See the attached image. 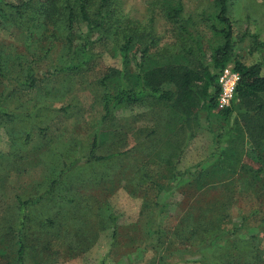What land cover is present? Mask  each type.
Here are the masks:
<instances>
[{
    "label": "rangeland",
    "instance_id": "1",
    "mask_svg": "<svg viewBox=\"0 0 264 264\" xmlns=\"http://www.w3.org/2000/svg\"><path fill=\"white\" fill-rule=\"evenodd\" d=\"M68 1L80 14V0ZM87 1L90 16L99 21L95 14L101 0ZM110 2L112 18L101 26L93 24L91 30L81 18L75 24L71 56L69 31L58 21L63 0L55 4L31 1L33 11L57 15L49 23L50 33L56 35L46 40L30 41V33L24 31L31 26H0V52H10L0 64V264H264V189L251 185L256 175L264 177V162L257 158L259 150L264 151L263 136L257 139L259 146L229 144L234 135L247 134L246 126L251 124L240 116L242 106L226 118L218 106L202 108L189 127L177 115L172 116L156 96L145 93L133 77L158 65L196 67L200 55L204 64L212 66L213 49L223 44L217 32L222 26L215 0ZM179 2L184 5L183 23L171 21L164 13L167 3ZM228 14L234 32L232 60L258 63L264 74V0H230ZM128 34L135 41L124 53L122 45ZM139 41L150 46L147 61L141 59ZM26 42L36 47L39 57L15 56L26 52ZM83 49L88 57L81 54ZM21 69L29 70L35 82L30 78L24 83L26 74ZM57 70L66 72L54 73ZM67 75H72L70 80H65ZM118 84L139 93L140 100L116 106L103 123L105 86L114 95ZM260 101L264 104V93ZM257 105L255 101L251 107ZM164 117H171L178 128H186L180 138L187 146L174 162H168L165 149L170 131L161 121ZM96 137V155H119L87 162ZM224 150L241 154L237 175L227 166L229 154L223 157ZM221 162L230 171L220 178L200 181L199 176L193 177ZM243 165L249 170L239 178ZM172 176L173 193L163 199L161 204H165L153 223L154 229L164 232L163 247L179 256L164 263L163 251L147 250L139 241L147 233L146 186ZM29 199L37 201L21 208V202ZM254 211L255 216L248 218ZM107 213L116 218L118 226L115 247ZM215 217L224 231L215 236L221 240L218 247L237 249L235 258H224L226 252L220 251L218 256L223 258L219 260L212 256L213 249L197 248ZM234 231L237 233L228 237ZM250 234L256 237L251 240ZM20 237L26 247L24 263L17 256ZM202 256L205 260L199 261Z\"/></svg>",
    "mask_w": 264,
    "mask_h": 264
},
{
    "label": "trees",
    "instance_id": "2",
    "mask_svg": "<svg viewBox=\"0 0 264 264\" xmlns=\"http://www.w3.org/2000/svg\"><path fill=\"white\" fill-rule=\"evenodd\" d=\"M31 1L32 0H22L17 1L16 3H10L13 1L8 0H0V26L4 24H11L15 25L17 27H23L29 29H25L24 32L30 33V41L37 40L42 41L46 40L47 38L53 37L56 35L55 33H50L49 31V23H53L56 21V13H51L44 11V10H38L33 11L31 7ZM47 2H53L55 4L56 0H46ZM64 4L62 5L63 8H61V19H59V23L65 24L64 26L69 31L68 37L69 39V56H71V50H73V42L71 40V36L73 35L72 31L75 28V24L80 22V18L82 21L87 22V24L90 26L91 30L93 28V24L96 27H99L103 24L104 20L107 18H112V10L111 7V0H101V6L98 12L95 14V17L99 18V21H94L92 17L90 16L88 12V6L89 1L87 0H80V14H77L75 12V9L70 5L68 0H63ZM67 1L68 3H65ZM229 5L230 0H215V6L218 11L217 18L219 19V22L221 24L220 30H217L219 34L223 37V44L217 45V47H214L213 49V65L208 66L203 63L201 60V55L198 58L196 67L192 66L191 64H174V65H168V66H162L158 65L151 69H146L144 73H140L137 75H133V77L136 78V81L139 82V86H141V89L145 91V93H150V95H153L155 98H157L160 102L163 103L165 107L171 110V115L175 116L177 115L179 119L182 120V122H185L187 124H190L192 121H195L198 118L197 111H199L202 108L212 109L218 106L217 98L220 92V86L218 83V78L220 72L227 66L232 65L236 71H238L241 75V80L238 84L237 91H236V99L231 108L225 109L222 112L224 117H230L233 113V110L237 106H242L239 110L240 116L244 118L247 122L251 123L250 126H246L248 132L245 134L244 132H241V135H234L232 140L229 141L230 145L237 146L239 143H248L251 142L252 146H259V143H257V139L259 137L263 136L264 141V104L260 101L261 94L264 93V74H263V68L260 64L255 63L252 65H247L243 63L240 60H232L233 55V49H234V32L232 30V23L229 17ZM64 10V11H63ZM164 13L166 17H168L171 21L175 23H183V13H184V5L182 3H177L174 5L173 3H167L164 7ZM28 24V25H27ZM126 43L122 45V51L125 53L129 50L130 45L133 41H135V36L133 35H126L125 36ZM200 46V44H198ZM197 45L196 50L201 51V46L199 47ZM86 43L82 46L85 47ZM138 50L140 51L142 57L141 59H145L146 61L150 59L151 57H147L149 55L150 46L145 45L142 41H139L138 44ZM42 48V47H40ZM36 47L33 46V44H28L26 42V52L22 53H16V57H39L37 56V53L35 51ZM51 50V48H49ZM10 53V52H9ZM6 51L4 53L0 52V64L2 63V57L8 56ZM191 53L193 54V50L191 49ZM81 54L84 57H88V52H85L83 49ZM76 55V53L74 54ZM42 57V56H41ZM154 58V57H153ZM179 58L180 57H175ZM32 61L30 64H33ZM126 64V63H125ZM75 65H73L74 67ZM141 64L138 66L141 68ZM125 68V67H124ZM123 68V69H124ZM72 69V67H70ZM31 70V67H30ZM69 70V68H68ZM21 72H24L26 77H24V83H27L30 78L31 81L35 82V77L32 76L30 71H25L21 69ZM57 72H66L65 70H57L54 73ZM46 74L44 73L43 78H45ZM70 76L67 75L65 80H70ZM108 76L103 79V85L108 80ZM33 84V83H31ZM117 92L113 95L111 92L108 91V88L105 86V91L102 94V102L104 103V112L105 115L103 117V123L106 122L110 114L112 113L113 109L122 104H129L134 103L140 100V94L136 93V91L132 89H125L123 86L118 84L116 86ZM259 99V100H255ZM255 101H258V105L254 108L251 107V104ZM246 105V106H245ZM30 115V113H28ZM178 120V119H177ZM177 120H175L177 122ZM180 120V121H181ZM162 122L165 123L166 127L170 131V136L167 137L165 141V149L169 152L168 162L170 159L174 162V160L178 157L183 156V152L185 150L186 141L181 140L180 135L184 133L183 131L186 130L185 126L182 128H178V124L173 121L171 117H164L161 119ZM179 123V121H178ZM238 124L236 121V129H238ZM240 131V130H239ZM193 136V133L191 132V137ZM184 141L186 142L184 144ZM262 147L264 149V143H261ZM97 137L93 141V147L92 151L89 154L88 157H86L87 162H103L109 159H112L114 157H117L119 154H111V155H96L95 150L97 148ZM261 147V146H260ZM255 149V148H254ZM258 152V151H257ZM224 155L229 154V158H227L228 164L230 170H233V174L237 173V166L241 164V157L240 153H228L227 150L223 151ZM258 161L264 162V151L262 149L259 150L258 153ZM223 162L218 163V165H214L211 167V169L206 170L204 172L198 171L196 174L193 175L199 176L200 181H204V177H217L220 178V175L223 173L230 171L229 169H226V167H223ZM236 166V167H235ZM216 167H220V169H216ZM223 168V169H221ZM249 170L245 165L242 166L241 169V175L239 178H242L244 176V173ZM261 169H258L257 172H260ZM176 171V170H175ZM259 174V173H256ZM175 177H178V174H174ZM164 179L163 181L154 182L153 184H148L144 190V198L146 202L144 203V213L145 211H148V222H146V235L145 237L139 241L141 245H144L147 250H152L155 253H160L163 251L165 255L161 254V259L164 261V263L167 260H172L176 256L175 253H171L170 247H163L165 244V236L163 230L161 228L154 229L153 223L156 222L158 219V212H161V209L165 203L161 204L164 198L168 196L169 193H173L172 190L175 188L170 184V182L174 181V176L169 177L168 179ZM169 180V182H168ZM264 181V177H260L259 175H256L255 182H252V186L256 185H262L264 189V184L262 183ZM180 184V183H179ZM178 185V184H177ZM204 184L201 183V187H203ZM202 189V188H201ZM209 188L200 190V192H206ZM154 195V199H150L149 196ZM148 200V201H147ZM36 199H29L26 201L21 202V208H26L28 206H31V204L36 203ZM222 208V207H219ZM107 211V210H106ZM108 212V211H107ZM107 216L108 221L112 222L113 224V247H115L119 243V232H118V226L116 224V218L113 217V215L108 213L105 215ZM255 216V211L248 216V218ZM150 223V224H149ZM218 223V218L215 217L212 218L210 225L207 227L205 233L207 232L206 239L204 241L198 242L199 247H197L199 250H206L210 251L213 249L212 256L219 258L221 260V257L218 256L220 251H224V258H235L234 254L237 251V249L234 248H227L223 245V247H218V245H221V240L219 237L215 236L217 234H223L224 231H221L222 228H220V224ZM150 225V226H149ZM212 225V226H211ZM217 225V226H216ZM215 232V234H214ZM237 232L234 231V233H231L228 235V237H231L233 234H236ZM264 233V231L262 232ZM253 234L249 235V239L252 240V238H255L256 235L252 237ZM134 242V245H137V241L135 238L132 239ZM197 242V241H196ZM18 249H17V256L18 260L22 263L25 262V243L24 240L20 237V240L18 241ZM167 248V249H166ZM201 260H205V256H202ZM179 261L177 263H171V264H180ZM189 262V261H186ZM221 263V261H218V264ZM169 264V263H168Z\"/></svg>",
    "mask_w": 264,
    "mask_h": 264
},
{
    "label": "built area",
    "instance_id": "3",
    "mask_svg": "<svg viewBox=\"0 0 264 264\" xmlns=\"http://www.w3.org/2000/svg\"><path fill=\"white\" fill-rule=\"evenodd\" d=\"M241 75L232 65L225 67L219 74L220 92L217 98L218 107L222 110L231 108L236 99V91Z\"/></svg>",
    "mask_w": 264,
    "mask_h": 264
}]
</instances>
